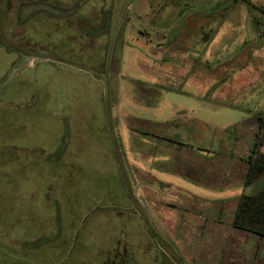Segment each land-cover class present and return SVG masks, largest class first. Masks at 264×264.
Here are the masks:
<instances>
[{
  "label": "rangeland",
  "instance_id": "rangeland-1",
  "mask_svg": "<svg viewBox=\"0 0 264 264\" xmlns=\"http://www.w3.org/2000/svg\"><path fill=\"white\" fill-rule=\"evenodd\" d=\"M35 1L0 0V264H264V0Z\"/></svg>",
  "mask_w": 264,
  "mask_h": 264
},
{
  "label": "trees",
  "instance_id": "trees-1",
  "mask_svg": "<svg viewBox=\"0 0 264 264\" xmlns=\"http://www.w3.org/2000/svg\"><path fill=\"white\" fill-rule=\"evenodd\" d=\"M258 128L255 145L247 159L246 185H253L264 176V118L258 119ZM232 226L264 240V186L254 194L242 195Z\"/></svg>",
  "mask_w": 264,
  "mask_h": 264
},
{
  "label": "crops",
  "instance_id": "crops-1",
  "mask_svg": "<svg viewBox=\"0 0 264 264\" xmlns=\"http://www.w3.org/2000/svg\"><path fill=\"white\" fill-rule=\"evenodd\" d=\"M38 1H40V0H37V1H35L34 2V4H32V7H40V6H42V5H46V7H48V8H50L51 6H53L51 3H45V1L41 4V2H38ZM111 136V135H110ZM111 139H112V137H111ZM254 139L256 140V138L254 137ZM253 139V140H254ZM113 144V143H112ZM254 144H255V141H254ZM113 150V149H112ZM115 152V151H114ZM243 180H244V182H245V177L243 178ZM255 241V243H256V247H259L261 244H263L264 245V240H260V239H258V241H256V240H254ZM249 242V239H247L246 240V242H244L242 245H239V244H241V243H239L238 244V246H242V248L244 249V250H246V251H250V250H248L247 248H246V243H248ZM233 246V245H232ZM234 247V246H233ZM262 253H263V251H262ZM262 253H261V255H262Z\"/></svg>",
  "mask_w": 264,
  "mask_h": 264
}]
</instances>
